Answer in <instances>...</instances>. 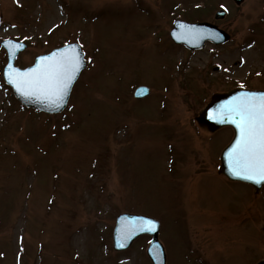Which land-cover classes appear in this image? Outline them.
<instances>
[{
  "label": "rangeland",
  "instance_id": "rangeland-1",
  "mask_svg": "<svg viewBox=\"0 0 264 264\" xmlns=\"http://www.w3.org/2000/svg\"><path fill=\"white\" fill-rule=\"evenodd\" d=\"M175 20L228 42L187 50L171 42ZM7 38L27 46L19 67L71 42L87 63L63 115L48 117L14 99L0 45V264H150L146 236L113 250L123 212L158 220L166 264H194L196 245L206 264L264 255V187L254 199L220 178L233 131L193 121L214 93L264 89V0H0Z\"/></svg>",
  "mask_w": 264,
  "mask_h": 264
},
{
  "label": "snow or ice",
  "instance_id": "snow-or-ice-1",
  "mask_svg": "<svg viewBox=\"0 0 264 264\" xmlns=\"http://www.w3.org/2000/svg\"><path fill=\"white\" fill-rule=\"evenodd\" d=\"M4 44L10 56L21 47L11 40ZM82 65L81 53L69 46L40 56L27 69L8 63L5 76L20 95L60 107ZM218 111L221 118L238 130L235 144L227 153L232 174L256 183L264 182V93L243 92L221 105ZM139 230L153 231L155 224L151 220L142 221Z\"/></svg>",
  "mask_w": 264,
  "mask_h": 264
},
{
  "label": "water",
  "instance_id": "water-1",
  "mask_svg": "<svg viewBox=\"0 0 264 264\" xmlns=\"http://www.w3.org/2000/svg\"><path fill=\"white\" fill-rule=\"evenodd\" d=\"M237 1H240V0H237ZM221 16L222 15L220 14L216 15V17H221ZM173 34H174V37L178 39L177 41L184 42L186 45H188L191 48L200 47L203 41L206 39L212 40L214 42L225 41L228 39V35L226 33L216 30L214 27L210 26V24H207V23L206 24H195V25H190V26L188 25H182L178 27L176 26ZM70 46L78 50L76 46H72V45ZM15 52L17 53V51ZM8 53H9V49H8ZM15 55L10 56L9 54V63H13ZM6 70H7V67L5 68V72ZM5 72H4V76H5ZM5 79L7 83H9L6 76H5ZM12 88L15 93V96L23 104H25L26 106L35 107L39 110H43L49 113L59 112L65 107L67 99H68V95L71 89L70 87L63 105L60 107H56V106L48 104L47 102L38 101L35 98H26L20 95L13 86ZM243 92H253V93L260 94V93H264V90L256 91V90L235 89L225 94H215L212 96L210 103L207 105L204 111L200 114L198 121L199 123L206 125L210 131L217 130L223 126H231L233 128L234 138L232 142L229 144V146L226 147L221 154L220 172L226 175L227 177H230L231 179H238V180L242 179L252 184L256 188H259L261 185L264 184V182L256 183L254 181L245 180L242 177H238L232 174V171L229 167L228 160H227V153L231 149V147L235 144V141L238 137V130L236 129L235 125L229 122L227 119L221 118V115L218 111L221 105L225 104L226 102L231 100L233 97L238 96ZM145 220L153 221L155 224V230L153 231L139 230V226L141 222ZM144 227L145 229H147L146 225ZM145 233H149L153 237L151 244L149 246V249H148V255L152 263L153 264H164V257H163L162 249L157 239L158 223L153 219L143 217V216L130 215V214H122L118 216L116 219V224H115V228L113 231V247L116 250H123L127 248L134 239H136L141 234H145ZM256 264H264V259L259 261Z\"/></svg>",
  "mask_w": 264,
  "mask_h": 264
},
{
  "label": "flooded vegetation",
  "instance_id": "flooded-vegetation-1",
  "mask_svg": "<svg viewBox=\"0 0 264 264\" xmlns=\"http://www.w3.org/2000/svg\"><path fill=\"white\" fill-rule=\"evenodd\" d=\"M224 179V178H223ZM227 183H232V182H230V181H228L227 179H224ZM243 185H245V184H243ZM246 186V185H245ZM247 187V186H246ZM195 250H196V260H195V262H194V264H206V262H204L202 259V263H200L199 262V260H198V254H197V245L195 246Z\"/></svg>",
  "mask_w": 264,
  "mask_h": 264
}]
</instances>
